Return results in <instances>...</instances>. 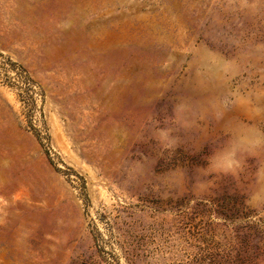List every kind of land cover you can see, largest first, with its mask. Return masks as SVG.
Wrapping results in <instances>:
<instances>
[{
	"label": "rangeland",
	"instance_id": "obj_1",
	"mask_svg": "<svg viewBox=\"0 0 264 264\" xmlns=\"http://www.w3.org/2000/svg\"><path fill=\"white\" fill-rule=\"evenodd\" d=\"M0 264H264V0H0Z\"/></svg>",
	"mask_w": 264,
	"mask_h": 264
}]
</instances>
